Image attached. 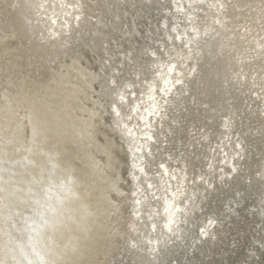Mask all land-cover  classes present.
Returning a JSON list of instances; mask_svg holds the SVG:
<instances>
[{
    "label": "water",
    "instance_id": "obj_1",
    "mask_svg": "<svg viewBox=\"0 0 264 264\" xmlns=\"http://www.w3.org/2000/svg\"><path fill=\"white\" fill-rule=\"evenodd\" d=\"M53 161L55 264H264V0H0V264Z\"/></svg>",
    "mask_w": 264,
    "mask_h": 264
},
{
    "label": "clouds",
    "instance_id": "obj_2",
    "mask_svg": "<svg viewBox=\"0 0 264 264\" xmlns=\"http://www.w3.org/2000/svg\"><path fill=\"white\" fill-rule=\"evenodd\" d=\"M58 155V153L56 154ZM55 161L38 177H33L20 198L25 207L14 241L17 264H55L51 258L57 241L55 234L70 218L69 205L80 199L78 178L62 174Z\"/></svg>",
    "mask_w": 264,
    "mask_h": 264
}]
</instances>
